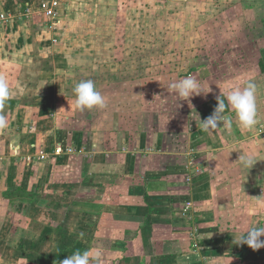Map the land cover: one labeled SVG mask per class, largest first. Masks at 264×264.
Here are the masks:
<instances>
[{"label": "crops", "instance_id": "obj_1", "mask_svg": "<svg viewBox=\"0 0 264 264\" xmlns=\"http://www.w3.org/2000/svg\"><path fill=\"white\" fill-rule=\"evenodd\" d=\"M42 1L0 0L9 15L0 75L10 88L0 109V264H60L86 249H101L104 264H262L264 247L235 239L264 222V76H252L250 129L230 107V128L200 127L235 77L204 90V105L190 96L185 106L176 92L170 103L166 91L154 94L149 76L100 81L106 107L81 111L58 79L70 85V70L97 48L93 17L115 14L117 1L95 0L72 21L62 0L54 25L38 12ZM241 154L257 161L248 169ZM75 191V217L58 220Z\"/></svg>", "mask_w": 264, "mask_h": 264}, {"label": "rangeland", "instance_id": "obj_2", "mask_svg": "<svg viewBox=\"0 0 264 264\" xmlns=\"http://www.w3.org/2000/svg\"><path fill=\"white\" fill-rule=\"evenodd\" d=\"M64 1L66 11L72 13L70 20L75 21L77 11L89 13L95 0ZM116 1L115 14L93 17L96 28L91 37L97 48L88 50V57H80L79 65L70 70V85H64L62 76L66 75L60 74L57 79L62 84L57 90L71 93L77 82L86 79L97 86L100 81L120 77L149 76L154 80L149 88L154 94L158 89L166 91L165 102L170 103L176 93L169 85L191 75L202 89L191 97L197 96L195 103L204 105L200 99L212 85L234 82L243 87L256 79L252 76H264V0ZM258 41L262 42L260 50ZM229 77H235L234 81H228ZM188 100L190 97L181 99L182 105ZM89 180L92 186V178ZM76 194L70 198L74 202L68 210H57L58 220L63 213L75 217Z\"/></svg>", "mask_w": 264, "mask_h": 264}, {"label": "clouds", "instance_id": "obj_3", "mask_svg": "<svg viewBox=\"0 0 264 264\" xmlns=\"http://www.w3.org/2000/svg\"><path fill=\"white\" fill-rule=\"evenodd\" d=\"M170 90L176 92L180 99H187L193 94H199L202 89L197 79L191 75L185 76L178 81L169 85ZM75 95L76 108L83 111L84 109L104 108L106 107V99L97 89L96 84L91 79L81 80L73 87ZM10 97V88L7 79L0 75V109ZM225 99L227 104L225 103ZM235 113L239 124L245 128H252L258 123L257 106H256V85L251 80L246 82L243 87L236 86L229 90L226 98H218V104L213 113L204 120H200V127L203 131L208 132L215 130L222 124L226 128L232 126V117L226 113V109ZM7 127V121L4 115L0 114V129ZM239 161L246 168H251L257 161L252 155L239 156ZM81 237L83 233L79 234ZM264 222L257 221L245 232L241 233L235 243L247 244L253 250H258L264 247ZM60 264H104V254L101 249H86L83 251L77 250L65 259L60 261Z\"/></svg>", "mask_w": 264, "mask_h": 264}, {"label": "built area", "instance_id": "obj_4", "mask_svg": "<svg viewBox=\"0 0 264 264\" xmlns=\"http://www.w3.org/2000/svg\"><path fill=\"white\" fill-rule=\"evenodd\" d=\"M63 7L62 0H43L39 5L38 12L41 13L46 20L54 25L59 21L60 13ZM27 14H30V10H27ZM9 18V15L0 14V22ZM73 151V149H70ZM45 155H41L40 159H45Z\"/></svg>", "mask_w": 264, "mask_h": 264}]
</instances>
